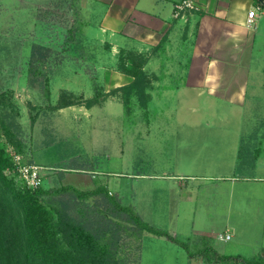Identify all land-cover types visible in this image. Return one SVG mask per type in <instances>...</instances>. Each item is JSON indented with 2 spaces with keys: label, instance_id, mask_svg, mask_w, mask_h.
<instances>
[{
  "label": "rangeland",
  "instance_id": "374dc122",
  "mask_svg": "<svg viewBox=\"0 0 264 264\" xmlns=\"http://www.w3.org/2000/svg\"><path fill=\"white\" fill-rule=\"evenodd\" d=\"M37 1L0 0V145L13 163L5 174L20 186L34 191L65 185L89 191L95 190L91 188L97 183L89 178L95 175L91 171H97L100 172L99 177L107 179L105 188L111 191L110 195L117 197L119 203L134 214L136 184H139L147 193L142 195L143 200L151 191L156 198L155 201L152 198V209L149 204V211L142 210L145 219L170 231L173 228L170 218L175 211L171 212L173 206L164 192L168 181L154 175L179 170L229 176L238 170L237 176L256 179L234 181V192L227 197L232 200L235 209L236 203L241 206L238 221L235 222L239 235L227 244L221 242V246L219 243L214 246L226 256L217 254L212 247H202V250L199 247L202 243L194 241L198 235L189 228L180 231L181 234L193 235L187 251L179 243L166 244L155 234L141 229L129 213L121 214L104 194L77 198L69 192L44 195L43 198L54 212L57 209L67 212L71 222L86 223L88 227L96 225L93 227L96 239L113 264H236L224 260L235 251L241 252L244 259L264 264V252L259 251L264 244V181L261 179L264 177V162L258 154L261 150L258 148L260 127L253 135L251 133L242 139L241 164L233 165L230 159L221 158L223 155L219 154L229 151L226 145L234 142L235 135L238 140L241 131L251 129L253 124H263L264 117L244 116L237 113V108L241 106L205 98L198 101L199 105L189 100L192 106L196 104L205 108L200 112H190L186 106L187 98L174 95L158 100L157 103L164 105V114L158 113L162 112L160 108H155L157 111L153 109L150 115L147 111L150 107L149 94L142 98L147 100L146 106L138 96L131 97L128 91L126 93L118 88L125 82L123 74H126L119 67L121 53L99 50L97 43L89 45L87 38L82 36L78 3L75 0ZM123 54L136 59V51ZM138 58L146 67L143 69L148 80L155 73L149 63L150 58L143 54ZM257 59L261 58H256L254 65L261 63ZM260 66L253 67L252 73L260 76V68H264ZM259 79H264V75ZM250 86L243 108L247 111L264 110V85L255 81ZM69 102L73 104L61 107V104ZM153 106H156L155 103ZM213 109L226 114L215 115ZM205 123L224 126L216 133L214 146L217 147L212 148L218 153L214 156L217 160L205 151L206 156L195 158V163L190 158L186 159L188 155L182 156L180 143L161 142L159 139L150 145L142 143L146 154L151 153L149 156H136V130L139 126L151 124L153 134L161 127L168 130L175 127L176 135L182 136L190 130L186 128L188 125ZM184 149L187 150L186 147ZM193 153L191 150L190 154ZM15 155L21 156L22 163L44 167L40 186L29 187L19 171ZM207 158H214V163H199ZM140 173L148 174L149 178L136 179V174ZM221 183L224 185L221 187L231 185L230 180ZM209 189L211 199L217 204L213 187ZM178 238L182 241L184 236L179 235ZM256 249L257 252H253ZM188 250L191 254L198 252L203 256L188 259Z\"/></svg>",
  "mask_w": 264,
  "mask_h": 264
},
{
  "label": "crops",
  "instance_id": "0c3cea01",
  "mask_svg": "<svg viewBox=\"0 0 264 264\" xmlns=\"http://www.w3.org/2000/svg\"><path fill=\"white\" fill-rule=\"evenodd\" d=\"M75 1L78 3L80 18L82 19L80 22L82 36L87 38L89 45L97 43L100 46L99 50L113 54L122 51H136V56L143 54L150 58L151 68L155 70V73L148 79L147 93L151 100L149 99L150 107L147 111L150 115L155 108H160L162 112L158 113L164 114L165 111L162 110L164 105L157 103L158 100L163 98L166 100L169 99L167 96L174 95L187 98L186 106L188 105L190 112H200L205 109L195 106L197 103L199 105L200 102L198 101L201 99L213 101L219 99L226 104L241 106L242 108H237L238 114L248 117L254 115L264 117V110L254 111L251 109L247 111L243 108L248 100L250 85L255 81L264 85V79H259L261 75H264V68H260V76L252 73L253 67L260 65V67H264V5H261L264 4V0H197L198 10L190 13L187 19L174 15L175 5L182 0ZM39 2L46 3L47 0H39ZM257 7L260 8L256 17L249 22V12ZM256 58H261L257 59L261 63L256 62L254 65ZM144 68L146 67L144 66ZM123 75L125 82L120 84L118 88L130 84L134 80L130 75ZM189 100L192 102L194 100L196 104L192 106L188 102ZM154 103L155 107L153 106ZM212 107L213 104H211ZM155 110L157 111V109ZM212 111L215 115L226 114L225 111L215 109ZM151 126V124L139 126L136 130V146L138 147L136 156L139 158L149 156L151 153L146 154V148L144 145L142 146V143L150 145L152 141L159 139L161 142L174 141L175 144L180 143L182 156L188 155L186 159L190 158L195 163V158L199 159L198 157L206 156L205 151L210 153L207 155L217 156L218 153H215L212 148L217 147L214 146L217 131L224 128V126L217 127L210 123L192 124L186 127L190 130L180 136L176 135L177 130L173 129L175 127L170 130L161 127L153 134ZM258 127L261 131L258 141V148L261 150L258 154L259 159L264 162V123L260 126L253 124L251 129H246L245 132L241 131L238 140L235 135L234 142L231 145L229 143L226 145L229 151L219 153L223 155L221 158L230 159L229 161L233 165L241 164L242 139L251 133L253 135ZM238 141H240L239 144ZM252 141L255 142V139ZM208 142H211L213 146L211 144L209 146ZM207 147L210 150H205ZM190 149L194 151L193 155L190 154ZM198 149H202V151H198ZM214 158L212 160L207 158L205 161H199V163L211 165L214 163ZM215 159L217 160V157ZM91 172H95V175L89 178L97 181L95 187L91 189L107 187V179L99 177L100 172L93 170ZM165 173L167 174L154 176L163 177L168 181L164 192L173 206L171 212L175 211V215L170 218L173 222L171 232L165 230L166 228L163 229L162 226H155L154 222L145 219L142 210L144 212L149 211L148 205L150 204L151 207L156 198L151 191L150 194L148 193V198L143 200L142 195H147V193H144L139 184H136V213L150 226L166 231L178 240H180L179 235L184 236L182 241L187 244L191 243L190 240L193 235L181 234L180 231L183 228L192 229L198 235L194 241L202 243L199 246L202 250L204 247H212L217 254L221 253L214 246L217 243L221 246V242L227 244L236 235L238 236L240 231L235 222L238 221L239 206L241 205L239 202L236 203L237 208L235 209L232 200L227 198L232 196L234 192L233 183L234 181L237 183V181H249V179L256 178L239 177L237 176L238 170L229 176L220 174V176H216L213 173H186L179 170ZM98 178L101 179L98 180ZM137 178L140 180L149 177L148 174L140 173L136 174ZM261 179L264 181V177ZM228 180L231 181L230 187L227 185L221 187L224 186L221 182ZM212 187L214 196L218 199L217 204L210 197L211 189L209 188ZM149 195L150 201H148ZM212 203L214 205H211ZM226 232L231 234V238L229 240L221 239L220 236ZM155 235L166 244L170 242L178 244L166 235ZM146 236L147 234L145 238H147ZM183 248L187 251L185 247ZM223 251H226V248L223 247ZM255 251L257 252V249L253 252ZM259 251L260 253L264 252L263 243ZM188 253V259L193 258L189 250ZM195 254L193 255L201 256ZM223 256L226 255L223 254ZM229 256L243 258L242 253L238 251ZM239 261L234 262L241 264Z\"/></svg>",
  "mask_w": 264,
  "mask_h": 264
},
{
  "label": "trees",
  "instance_id": "16d2710c",
  "mask_svg": "<svg viewBox=\"0 0 264 264\" xmlns=\"http://www.w3.org/2000/svg\"><path fill=\"white\" fill-rule=\"evenodd\" d=\"M120 53L119 67L134 78L130 84L120 89L126 93L128 91L131 97L145 98L149 83L143 69L144 64L138 61V56L133 59V56H130L131 58L123 56V53H126L124 51ZM142 101L147 106V100ZM71 104L73 102L63 103L61 107ZM12 166L10 157L0 145V264H113L107 259L105 249L96 239L95 229L93 230L96 225L88 227L86 223L71 222L67 212L64 213L60 209L54 212L43 198L44 195L69 192L77 198L104 194L106 200L116 205L121 214L129 213V217L141 229L161 236L166 235L189 249L187 243L172 237L166 231L150 226L140 215L121 205L117 197L110 195L107 187L84 191L65 185L50 190L39 188L34 191L26 186H20L5 174V170ZM198 254L202 255L201 253L195 255ZM224 260L257 264L255 260L239 257L228 256Z\"/></svg>",
  "mask_w": 264,
  "mask_h": 264
},
{
  "label": "built area",
  "instance_id": "2783aa9c",
  "mask_svg": "<svg viewBox=\"0 0 264 264\" xmlns=\"http://www.w3.org/2000/svg\"><path fill=\"white\" fill-rule=\"evenodd\" d=\"M261 5L264 4L262 3ZM198 8L199 6L197 4V0H182L175 5L174 15L175 17L187 19L188 15L198 10ZM259 8L260 7L254 8L249 12V22L253 21L256 17ZM15 159L19 167V171L29 187L37 188L40 186L42 183L41 172L44 167L38 164L22 163L20 155H15ZM220 238L223 240H229L231 238V234L226 232L224 235H221Z\"/></svg>",
  "mask_w": 264,
  "mask_h": 264
}]
</instances>
